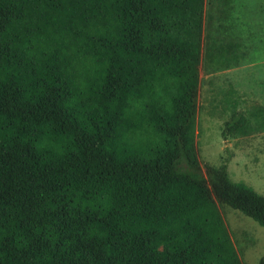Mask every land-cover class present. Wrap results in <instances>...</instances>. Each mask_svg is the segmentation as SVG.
I'll return each mask as SVG.
<instances>
[{
    "label": "trees",
    "instance_id": "16d2710c",
    "mask_svg": "<svg viewBox=\"0 0 264 264\" xmlns=\"http://www.w3.org/2000/svg\"><path fill=\"white\" fill-rule=\"evenodd\" d=\"M205 2L0 0V264H243L217 201L264 225V194L195 150Z\"/></svg>",
    "mask_w": 264,
    "mask_h": 264
},
{
    "label": "rangeland",
    "instance_id": "374dc122",
    "mask_svg": "<svg viewBox=\"0 0 264 264\" xmlns=\"http://www.w3.org/2000/svg\"><path fill=\"white\" fill-rule=\"evenodd\" d=\"M236 44L239 61L217 67L205 58L207 41ZM264 105V0H206L195 150L200 165H228L232 180L264 194V132L224 135L236 106L247 115ZM233 243L244 264H259L264 254V225L217 201Z\"/></svg>",
    "mask_w": 264,
    "mask_h": 264
},
{
    "label": "crops",
    "instance_id": "0c3cea01",
    "mask_svg": "<svg viewBox=\"0 0 264 264\" xmlns=\"http://www.w3.org/2000/svg\"><path fill=\"white\" fill-rule=\"evenodd\" d=\"M243 262V261H242ZM243 264H244V262H243ZM248 264V263H247Z\"/></svg>",
    "mask_w": 264,
    "mask_h": 264
}]
</instances>
